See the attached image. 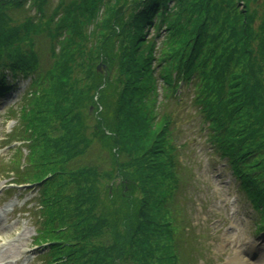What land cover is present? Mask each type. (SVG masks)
Wrapping results in <instances>:
<instances>
[{
    "label": "trees",
    "instance_id": "1",
    "mask_svg": "<svg viewBox=\"0 0 264 264\" xmlns=\"http://www.w3.org/2000/svg\"><path fill=\"white\" fill-rule=\"evenodd\" d=\"M102 1L66 0L70 6L58 27H49L57 29L49 39L59 51L52 68L34 81H48V88L35 91L36 107L21 117L34 171L18 180L42 186L46 238L63 251L53 254L55 262L190 264L197 237L183 224L185 212L177 216L174 108L194 93L210 141L264 223V16L256 26L247 6L239 12L228 0H140L126 22L112 12L94 33L89 22L99 18ZM247 1L251 9L256 0ZM10 2L0 0V95L13 87L8 74L14 81L29 78L38 65L33 45L40 30L30 35L27 26H13ZM157 15L158 33L146 41ZM110 30L122 37L121 57L106 47ZM99 62L125 79L121 92L106 95L110 84L104 77L101 84ZM92 106L98 118L89 115ZM99 148L111 172L85 161ZM103 181H109L105 187ZM122 183L128 194L116 186Z\"/></svg>",
    "mask_w": 264,
    "mask_h": 264
},
{
    "label": "rangeland",
    "instance_id": "2",
    "mask_svg": "<svg viewBox=\"0 0 264 264\" xmlns=\"http://www.w3.org/2000/svg\"><path fill=\"white\" fill-rule=\"evenodd\" d=\"M11 1L9 5L11 10L8 9L9 11L6 12L12 18L7 16V20L13 26L16 24L17 28L27 26L26 29H37L40 32L36 34L38 37L34 39L33 45L38 61L34 74L29 78H17L18 81H15L13 90L4 97H0V262L5 259L9 262L5 264H47L46 258H50L47 254L51 250L45 246L51 241H46L49 233H44L38 240L36 238L38 237L37 231L40 230L37 223L38 221L44 223V221L40 210H38L36 193L30 194L34 187L16 188L12 186V181L15 179L13 172H17L24 162L31 167L30 153L20 141V138L24 136L21 117L24 116V111L36 107L35 102L38 95L37 93L34 95L35 91H41L49 86L48 81L43 80L40 86H36L34 81L43 77L52 68L53 58L58 54L59 49L55 50V42L52 41L54 39H49L51 33H57V29L50 31L49 27L52 26V23L61 21L60 16L70 4L66 6V0ZM16 1H19L18 6H11ZM233 1L239 12L245 10V6H247L251 15L256 19L255 25L260 24L264 16V0H256L251 9L248 5L251 2L247 0H228V2ZM3 2L8 4L7 0H3ZM42 2L44 4L39 8L37 4H42ZM139 2L140 0H103L98 2L97 6L102 11L95 22H89L91 23L89 26H92L94 33H97L96 25L106 23L112 12L118 14L119 22H126ZM46 5H48L47 8ZM79 18L81 19L80 16ZM158 24L159 20H157ZM32 30L28 31L30 35L34 33ZM155 34L156 31L153 27L148 29L146 41L153 39ZM162 36L159 44L163 42V33ZM62 37L63 32L60 34V41H62ZM107 37L105 44L108 51L113 57H121V35L118 33L112 35L110 30ZM98 38L101 37L98 35ZM102 63H98L96 70L102 76L101 84H104L103 77L110 84L109 89L106 90V95L109 97L110 93L113 95L115 92H121L125 79L119 74L113 76L114 68H111L109 64L103 65ZM157 79H159L158 75ZM127 80L129 79L127 78ZM157 84L159 92L157 101L160 103L164 98L163 84L160 80ZM101 91L100 88L94 90L96 104L100 102ZM193 98V92L187 93L182 105L176 107L175 110L177 114L176 138L179 148L177 162L180 178L175 202L177 205L181 202L184 203L183 207L176 206L177 216L179 217L184 209L188 222H183V224L191 225L195 230L197 234L195 249L200 251L199 254L191 252L190 258L194 261L193 264H229V258L236 257L235 245L238 243L240 252L245 256L244 259L249 261V264H264V234H259L257 231L261 214L253 211L250 200L239 187V180L233 175L230 164L220 156V152L210 141L209 132L203 123L202 115L193 103ZM96 107L101 113L105 109L100 104ZM88 110H90L89 115L94 114L92 116L95 118L99 117V113L94 112L93 106ZM92 126L93 123L88 128L92 130ZM98 152H100V148L91 151L88 158L85 157V161L89 163L88 165L99 164L101 170L111 172V163L107 164L102 160V156ZM80 162L84 163V158ZM108 182L103 181L102 187H105ZM116 186L121 187L128 194V191L126 192L127 185L122 183ZM164 190L168 192V187L166 186ZM14 196H18L20 199L14 198ZM27 202L30 205L27 206ZM181 221H183V217H181ZM235 240L238 242L235 243ZM109 243L108 239L104 240V244ZM53 253L61 255L63 251L55 249L50 252V254ZM47 260H50L48 264H54L51 258Z\"/></svg>",
    "mask_w": 264,
    "mask_h": 264
},
{
    "label": "bare ground",
    "instance_id": "3",
    "mask_svg": "<svg viewBox=\"0 0 264 264\" xmlns=\"http://www.w3.org/2000/svg\"><path fill=\"white\" fill-rule=\"evenodd\" d=\"M229 264H249V261L244 259L243 255L241 253H238V257L236 259H230Z\"/></svg>",
    "mask_w": 264,
    "mask_h": 264
}]
</instances>
